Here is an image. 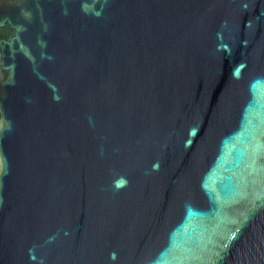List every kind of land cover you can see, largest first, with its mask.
Returning <instances> with one entry per match:
<instances>
[{
    "label": "water",
    "instance_id": "obj_1",
    "mask_svg": "<svg viewBox=\"0 0 264 264\" xmlns=\"http://www.w3.org/2000/svg\"><path fill=\"white\" fill-rule=\"evenodd\" d=\"M0 264H264V0H0Z\"/></svg>",
    "mask_w": 264,
    "mask_h": 264
}]
</instances>
